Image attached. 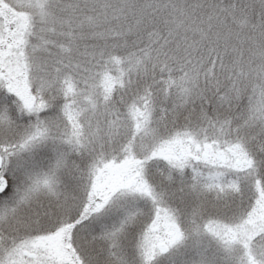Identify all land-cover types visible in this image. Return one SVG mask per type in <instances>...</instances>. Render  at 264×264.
<instances>
[{"label":"snow or ice","instance_id":"6c2138e0","mask_svg":"<svg viewBox=\"0 0 264 264\" xmlns=\"http://www.w3.org/2000/svg\"><path fill=\"white\" fill-rule=\"evenodd\" d=\"M0 264H264V0H0Z\"/></svg>","mask_w":264,"mask_h":264}]
</instances>
